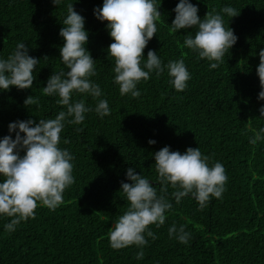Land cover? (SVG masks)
<instances>
[{"label":"trees","instance_id":"obj_1","mask_svg":"<svg viewBox=\"0 0 264 264\" xmlns=\"http://www.w3.org/2000/svg\"><path fill=\"white\" fill-rule=\"evenodd\" d=\"M178 2L157 0L163 17L143 55L146 60L148 51H155L163 65L183 58L191 76L188 86L177 92L165 69L160 76L150 73L148 81L137 85L140 97L132 98L120 94L115 62L107 51L114 41L107 23L94 15L103 0H61L57 7L52 0H0V59L25 43L29 55L40 60L32 89L0 91V139L10 135V123H38L66 111L57 103L58 95L45 96L42 89L53 73L67 71L59 33L69 3L85 19L86 49L96 61L92 81L111 110L101 118L95 112L96 100L74 95L73 100L84 99L93 109L82 124H66L61 133L59 147L74 157V183L65 189L64 202L56 210L37 202L35 219L22 221L14 231L5 228L11 218L0 215V264H264V138L250 143L264 128L256 72L264 49V0H190L201 20L216 9L238 38L216 69L210 68L215 61L200 59L184 45L186 35L194 36L196 28L170 31ZM227 6L240 15L223 14ZM32 95L39 98V106L26 107L24 101ZM11 136L15 139V133ZM149 140L156 143L149 145ZM165 146L181 154L198 147L210 157L209 166L221 163L225 191L201 210L191 194L176 203L169 185L166 198L172 207L162 226H150L157 238L146 237L144 256L137 259V246L115 250L110 245V231L129 207L121 183H131L126 174L133 168L159 194L154 154ZM173 226H183L189 234L186 244L169 235Z\"/></svg>","mask_w":264,"mask_h":264},{"label":"clouds","instance_id":"obj_2","mask_svg":"<svg viewBox=\"0 0 264 264\" xmlns=\"http://www.w3.org/2000/svg\"><path fill=\"white\" fill-rule=\"evenodd\" d=\"M61 0H52L57 7ZM157 0H103L102 7L94 9L97 20L107 23V30L114 41L108 48V56L114 59L115 83L119 85L122 96L139 98L141 93L137 85L148 81L150 73L160 76L167 69L170 82L177 92H183L191 79L184 59L169 61L163 65L155 51L149 50L147 59L144 50L157 32V22L163 17ZM198 7L190 0H179L170 31L196 28L195 35L188 34L184 45L196 52L200 59L215 61L211 69L222 64L223 57L237 43L234 31L225 27L223 16L212 9L201 20ZM221 12L228 17H238L240 12L231 6ZM59 35L64 44L60 49L61 60L67 71L53 73L47 80L42 92L45 96H57V103L66 108L55 118L16 121L9 124L10 135L0 139V215L11 218L5 225L7 231H14L22 221L35 219L38 203L49 210H56L63 204V193L74 183V157L66 149L59 147L61 133L66 124H82L85 114L93 111L86 106L84 99L73 100L74 95L89 96L97 101L95 112L101 118L111 114L107 100L100 99V86L92 81L97 75L96 61L86 49L88 32L85 19L74 10L73 3L67 5V16ZM43 59L47 60V57ZM259 65L256 69L260 88L258 99L264 101V49L259 51ZM40 60L29 55L25 43H18L15 51L0 59V91L33 88V75ZM24 105L39 106V98L27 97ZM264 117V106L259 109ZM77 131H83L78 128ZM11 133H15V139ZM264 128L255 133L250 143L255 145L261 140ZM23 134V135H21ZM65 144L68 140L63 141ZM149 145L156 141L149 140ZM25 154L20 155L21 152ZM155 170L161 185L159 194L147 178L136 174L133 168L127 169V180L121 183V190L126 196L129 207L120 215L110 231V245L115 250L135 245L141 249L137 259L144 256L143 247L146 237H157L150 230L157 228L166 220V211L172 204L166 198L168 186L174 191L176 203L191 194L202 210L210 198H221L225 191L227 176L223 165L216 162L209 166L210 157L202 155L201 150L189 147L183 154L172 151L168 146L154 154ZM176 235L181 243H187L189 234L183 226L177 230L169 229V235Z\"/></svg>","mask_w":264,"mask_h":264}]
</instances>
